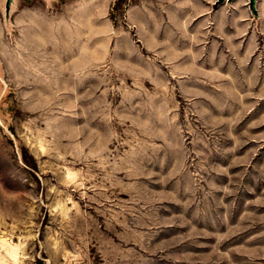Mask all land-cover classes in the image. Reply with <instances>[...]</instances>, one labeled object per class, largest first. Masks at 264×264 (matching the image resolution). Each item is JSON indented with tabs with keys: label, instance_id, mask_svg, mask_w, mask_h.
Wrapping results in <instances>:
<instances>
[{
	"label": "rangeland",
	"instance_id": "374dc122",
	"mask_svg": "<svg viewBox=\"0 0 264 264\" xmlns=\"http://www.w3.org/2000/svg\"><path fill=\"white\" fill-rule=\"evenodd\" d=\"M0 0V264H264V0Z\"/></svg>",
	"mask_w": 264,
	"mask_h": 264
},
{
	"label": "bare ground",
	"instance_id": "6f19581e",
	"mask_svg": "<svg viewBox=\"0 0 264 264\" xmlns=\"http://www.w3.org/2000/svg\"><path fill=\"white\" fill-rule=\"evenodd\" d=\"M253 2H252V0H248V6H250L251 8H253L254 7V3L252 4Z\"/></svg>",
	"mask_w": 264,
	"mask_h": 264
},
{
	"label": "water",
	"instance_id": "95a60500",
	"mask_svg": "<svg viewBox=\"0 0 264 264\" xmlns=\"http://www.w3.org/2000/svg\"><path fill=\"white\" fill-rule=\"evenodd\" d=\"M254 1H255V0H252L253 3H254ZM253 3H252V4H253Z\"/></svg>",
	"mask_w": 264,
	"mask_h": 264
}]
</instances>
